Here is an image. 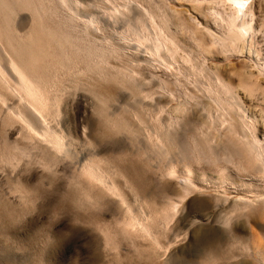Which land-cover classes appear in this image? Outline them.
<instances>
[{"label":"rangeland","instance_id":"rangeland-1","mask_svg":"<svg viewBox=\"0 0 264 264\" xmlns=\"http://www.w3.org/2000/svg\"><path fill=\"white\" fill-rule=\"evenodd\" d=\"M10 1L5 28L63 55L47 70L57 106L46 124L67 145L55 154L0 115V141L30 150L18 169L0 157V264H264V98L241 83L245 53L221 39L230 3Z\"/></svg>","mask_w":264,"mask_h":264},{"label":"bare ground","instance_id":"bare-ground-1","mask_svg":"<svg viewBox=\"0 0 264 264\" xmlns=\"http://www.w3.org/2000/svg\"><path fill=\"white\" fill-rule=\"evenodd\" d=\"M228 4V2L230 3V11H226L227 16V21L226 24L224 26L227 25V30L225 35L221 38L224 39L225 41H228L226 43H228L227 45L229 46V44H231L233 47H230V49L232 48L233 50H239L242 53H245V57H247L249 60L248 63H252L249 67V70H245V76H243V78L241 79V83H245L247 85H249L250 87V91H255L258 96H261V98H264V19H261L263 16L262 12L264 11V0H227L224 1ZM223 3V1H222ZM225 3V4H226ZM13 3L10 0H0V115L5 114L6 112H12V115L14 113V116L20 121L21 128L20 129H25L29 134H33L32 136H36L35 133L40 134L41 138L45 141V143H47L50 148H52V151H56L55 154L58 152H65L66 151V145H65V141H64V135L63 133L61 134H57L55 130H52V127L48 124H46V119L52 114V111L54 110L53 107L57 106L56 104V80L53 81V77L54 75H52L53 77L49 78L48 77V73L49 71H52V66H51V62L52 64H56V67H65V63L63 62V55L62 53L59 55H57V57H55L54 61L50 58L51 54H49L47 52V50H45L46 48H44L42 45H34L33 42H26V39L31 37L30 35H22L14 30H9L5 28V25L8 21V14L10 13L11 10V5ZM208 4V3H207ZM224 4V5H225ZM226 5V8L228 7ZM36 8V7H35ZM225 8V10H226ZM216 13V11H214ZM218 12V11H217ZM217 14V13H216ZM215 14V15H216ZM218 18H220V13H218ZM262 14V16H261ZM35 15V14H34ZM38 16V15H37ZM223 16V15H222ZM221 16V17H222ZM36 17V15H35ZM217 18V17H216ZM217 18V19H218ZM224 18V17H223ZM216 19V20H217ZM215 20V21H216ZM220 20V19H219ZM224 20V19H223ZM143 21V20H142ZM218 21V20H217ZM222 21V18L221 20ZM218 24V23H217ZM222 25V24H221ZM220 25V27H221ZM208 28V27H206ZM205 28V29H206ZM219 28V27H218ZM224 29V28H223ZM45 30V29H43ZM48 30V29H47ZM184 30V29H183ZM209 30V29H207ZM212 30V29H211ZM211 30L207 31L210 32ZM222 30V29H221ZM33 31V30H32ZM40 31V30H39ZM37 30V32H39ZM219 31V29H218ZM225 31V30H224ZM213 31H211L212 33ZM216 32V31H215ZM220 32V31H219ZM211 33L209 35H211ZM218 33V32H217ZM216 33V34H217ZM222 33V32H221ZM220 33V34H221ZM223 33V34H224ZM40 34V33H38ZM43 34V33H42ZM41 34V35H42ZM46 34V33H45ZM49 34V33H47ZM52 35V34H51ZM213 35L215 36L214 33H212V37ZM65 36V35H64ZM63 35H59L58 36V41H66V43H68V36L64 37ZM219 36V34L217 35ZM45 37V36H44ZM48 37H51L48 35ZM64 37V38H63ZM211 37V38H212ZM33 38V37H31ZM47 38V37H46ZM45 38V39H46ZM215 38V37H214ZM220 37H218L219 39ZM248 38L250 39V44L249 45H255V42L257 43L254 46V49L252 50L251 48L253 47V45L250 47L249 45L247 46V40ZM44 39V40H45ZM50 39V38H49ZM63 39V40H62ZM220 39V40H221ZM30 40V39H29ZM32 40V39H31ZM39 40V39H38ZM42 40V39H41ZM219 40V42H220ZM52 41V40H51ZM214 41V39L212 38V42ZM222 41V40H221ZM217 42V43H219ZM42 43V42H41ZM39 43V44H41ZM58 43V42H57ZM61 43V42H60ZM65 43V42H63ZM71 44V43H69ZM156 46V42L154 43ZM215 43L213 42V45ZM222 44V43H221ZM225 44V43H224ZM46 45V44H45ZM153 45V46H155ZM216 45V44H215ZM47 46V45H46ZM80 46V45H79ZM155 46V47H156ZM226 44L223 46V48H225ZM158 50L159 49V46ZM163 47V46H162ZM221 47V46H220ZM248 47L249 49L246 50L245 48ZM154 48V47H153ZM157 49V48H156ZM175 49V48H174ZM229 49V50H230ZM224 50V49H223ZM232 50V52H233ZM247 52H246V51ZM91 51V50H90ZM157 51V50H156ZM225 51V50H224ZM228 51V50H227ZM226 51V52H227ZM93 52V51H92ZM155 52V51H154ZM235 52V51H234ZM240 52V54H242ZM53 53V52H52ZM94 53V52H93ZM88 54V53H87ZM96 54V53H95ZM92 55V54H91ZM90 55V56H91ZM98 55V53H97ZM243 55V54H242ZM237 56V55H236ZM191 57V56H190ZM189 57V58H190ZM244 57V58H245ZM41 60H43V63H41ZM67 61V60H66ZM53 64V65H54ZM95 64V63H94ZM247 65V64H246ZM68 67V66H67ZM90 67V66H89ZM195 68V67H194ZM55 69V68H54ZM247 69V67H246ZM48 70V73H47ZM56 70V69H55ZM67 70V69H66ZM55 72V71H54ZM53 74V72H51ZM217 76V75H216ZM58 77V76H57ZM53 78V79H52ZM218 78V77H217ZM221 79V78H219ZM218 81V80H217ZM223 80H221L222 82ZM220 81L218 83H221ZM223 85H226L224 83H222ZM221 84V85H222ZM244 84V85H245ZM222 85V86H223ZM229 85V84H227ZM226 85V86H227ZM224 88V90L227 93H231L234 90L230 89V85L229 88L227 86V88L224 86L222 87V89ZM226 88V89H225ZM64 89V88H63ZM230 89V90H229ZM229 92H228V91ZM252 93V92H251ZM253 94L254 96L256 95ZM257 96V97H258ZM231 97L233 98L232 94ZM61 98V97H60ZM252 98V97H251ZM260 98V97H259ZM58 100V99H57ZM231 100V99H230ZM235 100V99H234ZM233 100L234 103H237V101L235 102ZM263 101V99H262ZM261 101V102H262ZM230 103V102H228ZM243 103V102H242ZM232 104V103H231ZM260 104V103H259ZM230 105V104H229ZM238 105H240L239 103H237V105H235L234 107H238ZM231 106V105H230ZM233 106V105H232ZM256 106V105H254ZM260 106V105H259ZM233 107V108H234ZM248 107V106H247ZM250 107V106H249ZM257 108V107H256ZM263 109L261 110V108L259 109V112H262V117L264 116V107H262ZM57 110H55L56 112ZM253 111V110H252ZM256 111V109H255ZM5 112V113H4ZM58 112V111H57ZM251 112V111H250ZM258 112V111H257ZM258 112V113H259ZM260 112V113H261ZM249 113V112H248ZM255 113V112H254ZM11 115V116H12ZM244 116V115H243ZM250 115H248L249 117ZM253 116V115H252ZM256 116V115H254ZM2 119L4 116H1ZM7 117V116H6ZM10 117V116H8ZM7 117V118H8ZM13 117V116H12ZM14 118V117H13ZM260 117H258L257 119H255V124H256V120L258 122V119ZM50 119V118H49ZM241 119V118H240ZM250 119V118H249ZM264 119V118H263ZM245 120V119H244ZM243 120V121H244ZM251 120V119H250ZM249 120V121H250ZM254 119H252L253 121ZM2 121V120H1ZM241 121V120H240ZM241 121V122H243ZM263 121V120H262ZM261 121V122H262ZM240 122V123H241ZM245 122V121H244ZM248 122V119H247ZM6 123V122H5ZM246 123V122H245ZM106 124V123H105ZM254 124V125H255ZM261 124L260 122L257 123V126H261L258 125ZM264 124V122L262 123V125ZM241 124H239L240 126ZM246 125V124H244ZM251 126H254L253 124H250ZM248 125V127H249ZM51 128H50V127ZM243 127V125H241ZM264 126V125H263ZM246 127V126H245ZM246 127V128H248ZM256 127V126H255ZM250 128V127H249ZM253 128V127H251ZM258 128V127H257ZM263 128V127H262ZM10 129V128H9ZM55 129V128H54ZM241 129V127H240ZM255 129V128H254ZM264 129V128H263ZM249 130V132L253 131L251 129H247ZM9 131V130H8ZM6 132L5 134L8 135L9 132ZM20 131V130H19ZM18 131V133H19ZM240 131H244V128H242V130ZM246 131V130H245ZM244 131V132H245ZM257 131V129H256ZM260 131V130H259ZM22 131H20L21 133ZM60 132V131H59ZM247 132V131H246ZM264 132V131H263ZM244 134V133H241ZM248 135H250V133H247ZM245 133V135H247ZM253 134L254 131H253ZM253 134L250 136L251 137V142L250 140H246L247 138L249 139V136L247 135V138L244 139V141L248 142L249 144H251L250 146H252V148H255L257 146H260L259 141L260 140H256L255 135L253 136ZM263 135V134H261ZM260 135V136H261ZM258 136V135H257ZM9 137V136H8ZM31 137V135H30ZM39 137V136H38ZM242 137V136H241ZM245 137V136H243ZM40 138V140H41ZM263 138V137H262ZM261 138V139H262ZM264 139V138H263ZM42 140V141H43ZM66 140V138H65ZM43 141V142H44ZM258 141V143H256ZM264 141V140H263ZM0 157H2L3 159H6V163L8 162L9 165L14 168V169H18V167H20L21 161L24 162V159L27 155V153L29 154L27 148H23L22 146H20L18 144V140L17 138H14L12 140L4 138L1 139L0 141ZM67 142V141H66ZM262 142V140H261ZM38 143V142H37ZM245 143V142H244ZM246 143V146L247 144ZM264 143V142H263ZM40 144V143H39ZM43 144V143H42ZM255 144H258L255 146ZM68 147V146H67ZM247 148V147H246ZM258 148V147H257ZM257 148L254 149L255 153L260 155L259 152L256 150ZM261 148H263L261 146ZM260 148V149H261ZM29 149V148H28ZM259 149V150H260ZM247 150V149H246ZM11 151V152H10ZM253 151V150H252ZM262 150H260L261 152ZM264 151V150H263ZM11 153L9 156L5 157L4 154L6 153ZM246 153V152H245ZM262 153V152H261ZM60 154V153H59ZM248 154V153H246ZM256 154H252L249 153V155H251V157L253 155L257 156ZM264 154V152L262 153ZM261 154V155H262ZM58 155V154H57ZM248 155V156H249ZM264 156V155H263ZM29 157V155H28ZM253 158V157H252ZM258 158V156H257ZM261 158V157H260ZM264 158V157H263ZM1 159V158H0ZM262 159V158H261ZM261 159H259L260 161H262ZM254 160V159H253ZM255 160L256 157H255ZM2 161V159H1ZM0 161V162H1ZM26 161V160H25ZM258 161V162H260ZM264 162V161H262ZM7 163V164H8ZM44 163V162H43ZM261 163V162H260ZM259 163V164H260ZM24 164V163H23ZM29 164V163H28ZM25 165V164H24ZM23 165V166H24ZM261 165V164H260ZM5 166V164H4ZM22 166V167H23ZM48 166H50L48 164ZM262 167V165H261ZM46 169V168H45ZM87 170H89V172L91 173V176L93 177V179L96 180V182H100V184L102 183L106 188H111L110 184H111V180L108 181L106 180V178H104V176L101 173H98L96 171V168L94 166H88L86 167ZM260 169V168H259ZM258 169V170H259ZM264 169V166L262 167V170ZM98 170V169H97ZM100 172V171H99ZM263 172V171H262ZM51 173V172H50ZM108 176V175H107ZM106 177V176H105ZM91 178V177H90ZM110 182V184L108 185L106 183V181ZM95 182V183H96ZM99 184V185H100ZM101 184V185H102ZM114 184V183H113ZM112 184V185H113ZM100 185V186H101ZM115 187V186H114ZM113 189V188H112ZM109 189V190H112ZM117 188H115L116 190ZM192 189V188H191ZM108 190V189H107ZM108 192L110 193L111 191ZM114 190V189H113ZM120 190V189H119ZM116 190V191H119ZM120 192V191H119ZM112 193H115L112 191ZM123 194V192H121ZM26 194V193H25ZM111 194V193H110ZM116 194V193H115ZM114 194V195H115ZM119 194V193H118ZM113 196V195H112ZM117 198V196H115ZM119 199V197H118ZM126 199V198H125ZM124 199V200H125ZM123 198H121V201L124 203ZM130 200V199H129ZM260 200H264V195H262L260 197V199L258 198V201ZM120 201V200H119ZM127 201V199H126ZM246 201V200H245ZM245 201H241V203L236 204V205H240L239 207H241L242 209L245 207H248L250 205V202L247 203ZM257 201V200H256ZM256 201H252V202H256ZM62 202V201H60ZM126 204V202L124 203ZM123 204V205H124ZM256 204V203H255ZM61 205V204H60ZM121 205V204H120ZM122 205V206H123ZM126 207V206H125ZM124 207V208H125ZM257 207V205H256ZM131 208V207H130ZM130 208H128V210H130ZM125 210H127L125 208ZM124 210V211H125ZM245 210V209H244ZM251 210V209H250ZM255 210V209H254ZM140 211V210H139ZM127 215H129L130 213L128 211ZM131 212V211H130ZM133 212V211H132ZM129 213V214H128ZM251 213V212H249ZM126 214V213H125ZM134 214V213H132ZM130 214V215H132ZM248 214V213H247ZM129 215V216H130ZM250 215V214H249ZM248 215V216H249ZM134 217H132L130 220H132L130 222L131 226H134L136 228H138V221L136 219V217L138 215H132ZM136 216V217H135ZM143 216V215H142ZM140 216V218L142 217ZM231 216V215H230ZM130 218V217H129ZM134 218V219H133ZM143 218V217H142ZM145 218V217H144ZM128 219V216H127ZM136 219V220H135ZM228 219V218H227ZM231 219V218H230ZM130 220H128L127 222H129ZM140 220V219H138ZM143 220V219H141ZM225 220V219H223ZM144 221V220H143ZM142 221V222H143ZM144 223V225H142ZM141 224L140 221V226L138 228V230H142L141 232H145L147 230V223L143 222ZM129 224V225H130ZM136 224V225H134ZM142 228V229H141ZM145 230V231H144ZM150 230V228H149ZM151 231V230H150ZM146 232V234H148ZM150 234H152V232H150ZM150 234H148L150 236ZM152 237V236H151ZM210 248V247H209ZM213 247H211L210 249H212ZM256 248V247H254ZM209 249V252H210ZM207 252V253H209ZM225 252V251H224ZM206 253V254H207ZM216 253V252H215ZM208 255V254H207ZM210 255V254H209ZM208 255V256H209ZM207 256V260L211 258L212 255H210L208 258ZM212 259V258H211ZM210 259V261H211ZM206 260V259H205ZM262 262V261H261ZM207 264V262L205 263Z\"/></svg>","mask_w":264,"mask_h":264}]
</instances>
